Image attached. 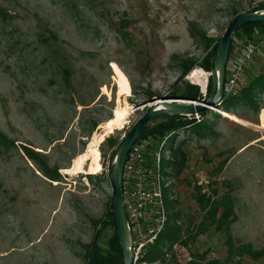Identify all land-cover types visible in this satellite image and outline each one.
<instances>
[{
	"label": "rangeland",
	"instance_id": "374dc122",
	"mask_svg": "<svg viewBox=\"0 0 264 264\" xmlns=\"http://www.w3.org/2000/svg\"><path fill=\"white\" fill-rule=\"evenodd\" d=\"M250 2L0 0V131L14 141L0 150V264H85L74 251L82 254L78 241L89 242L95 231L89 218L103 216L112 193L105 139L114 137L117 146L144 106L172 99L165 96L179 75L173 54L202 58L188 20L220 38L232 8L243 12ZM259 105L258 113L237 107L239 116L217 107L218 115H200L210 128L206 138L178 140H186L189 166H205L212 187L230 192L229 230L254 248L264 247V94ZM21 146L46 154L60 179L43 176ZM94 155H100L96 168ZM96 174L100 185L89 181ZM185 176L172 181L178 207L185 221L198 220L188 171ZM112 233L108 226L101 244ZM224 239L211 226L188 249L206 250L204 264L223 260ZM242 264H264V256H244Z\"/></svg>",
	"mask_w": 264,
	"mask_h": 264
},
{
	"label": "trees",
	"instance_id": "16d2710c",
	"mask_svg": "<svg viewBox=\"0 0 264 264\" xmlns=\"http://www.w3.org/2000/svg\"><path fill=\"white\" fill-rule=\"evenodd\" d=\"M259 8H264V3L260 4ZM240 12L241 11L235 8H232L231 10L232 16H235ZM253 27H264V22L243 24L239 26L235 32L238 34H248ZM187 32L193 40V43L202 49L203 55L200 60L191 56L180 54H173L171 56L172 59L178 60L179 75L175 79L171 90L165 96L166 98L189 100L201 98L199 86L184 80L183 76L195 65L209 71L212 57L214 56L220 40V38L209 36L207 32L198 24V22L194 20L187 21ZM210 88L211 82L210 79H208V94L210 92ZM262 94H264V68L261 74L254 76L249 81L238 96L223 98L218 107L223 111L232 112L237 116L239 115L236 108L239 106L250 108L258 113L261 108L259 105V98ZM210 110L206 109L202 115H205L206 112L213 111ZM212 113L218 115L215 112ZM190 122V120L184 119V117L180 115L164 117L159 120H154V124L152 126L147 125L143 129L141 136H145L147 134L163 136L165 133L176 128L184 127ZM95 126L96 124H94L93 128ZM209 129L208 125L202 121L195 122L189 127L190 135L197 140L206 138L210 132ZM105 141L111 148V158L115 153L117 140L114 137L109 136L105 139ZM185 143L186 140L176 141L173 139L172 145L168 146L172 159L165 160L163 162L169 169L166 174L170 178L177 179L185 168L187 159V153L183 148ZM12 147H14V141L0 131V150H8ZM21 148L24 155L37 164L38 170L43 176L53 181H58L60 179L61 176L57 167H51L48 164L46 154L34 151L32 148L27 146H21ZM99 160L100 155H94V159L92 161L93 168H96ZM223 163L224 161L220 162L221 165ZM88 177L89 181L95 182L97 185H100L103 181L101 174H96V176L89 175ZM172 186H174V184H171V187ZM169 192L170 189L164 190L168 220L165 230L160 234L153 247L155 251H159L160 246L164 243L172 244L176 241H180L182 244L186 245L188 242H193L198 236L207 233L209 231V227L213 226L215 231H222L225 236L224 244L226 246V255L223 260L213 258L208 260L206 264H242V258L244 256H248L252 260H259L264 256V247L254 248L250 242L237 241L232 236L229 227L230 223L234 219V206L230 192L225 190L223 193H220L218 186L212 187L211 185V193L206 195L200 193L197 188H194L192 190V196L198 205L200 217L198 220H194L193 217H190L186 221L183 219L182 210L178 207V200L175 198L170 199ZM73 208L75 210L78 209L76 205H73ZM112 209V195L110 194L105 203V212L103 216L100 218H89L90 223L95 230L93 236L87 243L78 241L83 250L82 254L74 251L75 255L82 256L85 264H124L122 249L116 231ZM108 226L113 228V233L108 237L104 244H101L100 238ZM206 255V250L202 252H192L191 259L185 264H204L203 261L206 259Z\"/></svg>",
	"mask_w": 264,
	"mask_h": 264
},
{
	"label": "built area",
	"instance_id": "2783aa9c",
	"mask_svg": "<svg viewBox=\"0 0 264 264\" xmlns=\"http://www.w3.org/2000/svg\"><path fill=\"white\" fill-rule=\"evenodd\" d=\"M262 3L264 0H251L250 9H257ZM263 65L264 27H253L248 34L234 32L225 64L223 91L219 103L225 97L238 96L249 83L250 74L255 76L261 74L263 70H260ZM195 71L204 73L206 77L204 85L195 81ZM209 76L210 71L195 65L183 76V79L198 85L200 99H204L208 93ZM149 105L150 103L143 108L146 109ZM218 108L210 106L208 109L219 111L221 108ZM200 115L195 113L183 116L184 119L191 122L184 127L173 129L163 136L140 135L126 155L122 169V194L132 237V264H185L191 259L188 249L191 246L190 242L186 245L180 241L172 244L164 243L160 246L159 251H155L153 247L160 234L165 230L168 220L164 190L170 189L169 198L176 199L174 193L176 186L172 181L182 182L186 177L185 172L188 171L192 190L197 188L202 194L211 193V178L205 166L199 163L189 166L187 158L185 168L177 179H173L166 174L169 169L163 162L172 159L167 140L170 137L176 141L189 137V127L191 124L199 122ZM111 158L106 162L107 178ZM88 161H85L84 166H87ZM171 184H174L175 187H171Z\"/></svg>",
	"mask_w": 264,
	"mask_h": 264
},
{
	"label": "water",
	"instance_id": "95a60500",
	"mask_svg": "<svg viewBox=\"0 0 264 264\" xmlns=\"http://www.w3.org/2000/svg\"><path fill=\"white\" fill-rule=\"evenodd\" d=\"M264 22V8L249 9L235 15L224 30L211 60L210 82L211 88L204 99H159L150 103L142 116L139 117L130 130L122 137L111 158L108 172L112 187V207L115 227L119 237L123 263L132 264V237L125 213L122 194V169L126 155L133 142L141 135L143 129L152 121L174 115L202 114L210 105L217 106L222 97L225 64L232 35L236 29L246 23Z\"/></svg>",
	"mask_w": 264,
	"mask_h": 264
},
{
	"label": "bare ground",
	"instance_id": "6f19581e",
	"mask_svg": "<svg viewBox=\"0 0 264 264\" xmlns=\"http://www.w3.org/2000/svg\"><path fill=\"white\" fill-rule=\"evenodd\" d=\"M198 72V73H197ZM195 81L201 84H205L206 77L202 71H195L194 72ZM213 108H217V106L210 105Z\"/></svg>",
	"mask_w": 264,
	"mask_h": 264
}]
</instances>
